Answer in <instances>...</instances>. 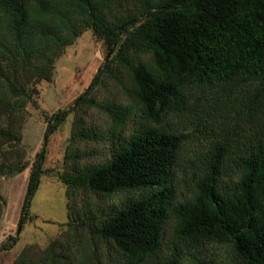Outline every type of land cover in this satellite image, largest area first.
Segmentation results:
<instances>
[{"label":"trees","instance_id":"trees-1","mask_svg":"<svg viewBox=\"0 0 264 264\" xmlns=\"http://www.w3.org/2000/svg\"><path fill=\"white\" fill-rule=\"evenodd\" d=\"M123 1L0 0V151L8 146L11 156L18 153L22 110L34 84L50 80L64 47L92 29L112 56L77 103L93 104L87 95L113 61L128 73L134 99V105L101 106L114 127L109 159L59 174L70 190L129 194L95 225L98 236L115 245L122 264H183L194 249L211 242L230 246L241 264H264V0H131L142 18L113 17L112 9ZM241 82L247 97L240 110L251 125L237 139L216 137L199 151L191 186L177 199L175 180L187 175L179 162L194 122L182 129L165 126V120L193 114L213 100L211 90ZM68 113L59 109L46 119L19 224L45 171L47 140ZM27 166L8 159L0 172ZM169 219L178 246L160 254ZM14 264L27 263L20 256ZM49 264L57 263L51 258Z\"/></svg>","mask_w":264,"mask_h":264},{"label":"rangeland","instance_id":"rangeland-1","mask_svg":"<svg viewBox=\"0 0 264 264\" xmlns=\"http://www.w3.org/2000/svg\"><path fill=\"white\" fill-rule=\"evenodd\" d=\"M111 13L117 18L125 15L142 18L140 6L131 0L114 6ZM111 56H107L104 41L92 29H86L56 58L52 78L34 84L35 93L22 110L18 153L11 156L8 146L6 152L0 151L1 166L8 159L28 162L21 172H0V247L7 245L0 250V264H14L20 256L21 262L27 264H49L51 258L57 264H122L119 250L98 236L95 225L129 194L110 196L83 189L74 191L59 179L62 172L71 174L75 168L103 164L111 156L114 127L101 106L134 105L129 75L116 61L111 62L110 72L101 75L87 95L93 104L76 101ZM245 86L246 82H241L217 87L211 90L213 100L201 110L171 115L165 120V126L182 129L194 122L179 162L187 175L175 180L177 199H182L191 186L192 162L197 161L199 151L216 137L237 139L251 125L240 110L247 97ZM59 109H69V113L47 140L45 171L31 199L29 213L19 224L30 165L43 144L47 117ZM134 118L132 113L127 120L128 130ZM173 226L172 219L164 226L160 254L175 244L178 246ZM187 257L183 264H195V258L214 264H241L230 246L214 242L200 245Z\"/></svg>","mask_w":264,"mask_h":264}]
</instances>
